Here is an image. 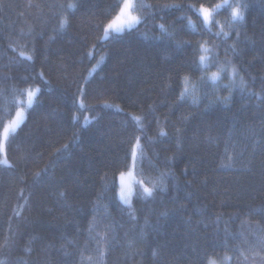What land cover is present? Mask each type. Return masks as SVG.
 <instances>
[{"label":"trees","instance_id":"trees-1","mask_svg":"<svg viewBox=\"0 0 264 264\" xmlns=\"http://www.w3.org/2000/svg\"><path fill=\"white\" fill-rule=\"evenodd\" d=\"M121 2L3 0L0 6V141L5 122L35 92L7 139L8 160L0 159V264H208L221 255L228 257L222 264H264V0H239L248 7L232 31L231 9L217 10L212 30L223 26L226 44L223 36L202 38L200 20L187 10L101 40ZM137 2L198 7L224 0ZM65 15L70 25L61 29ZM160 23L191 45L166 48L153 39ZM202 39L219 45L221 64L236 67L237 86L228 72L215 84L200 81L193 61ZM210 71L217 67L203 75ZM185 75L189 94L181 100ZM137 136L135 183L151 187L160 172L170 177L167 191L152 198H138L135 184L129 207L118 195L119 175L130 167ZM65 143L68 150L35 177ZM229 155L236 164L222 168Z\"/></svg>","mask_w":264,"mask_h":264},{"label":"snow or ice","instance_id":"snow-or-ice-1","mask_svg":"<svg viewBox=\"0 0 264 264\" xmlns=\"http://www.w3.org/2000/svg\"><path fill=\"white\" fill-rule=\"evenodd\" d=\"M3 0H0V6H2ZM63 7V6H61ZM68 8L75 9L77 5L69 4L67 5ZM116 8L119 9V13L116 16L115 20L112 21L107 25L106 28H104L105 32H108L110 29L113 28V25L117 20H121L123 18V27H117L115 29L116 34L123 35L126 34L125 30H127V34H131L135 31H138V26L141 24H146L149 19L155 20L159 18L160 20L164 19V15L170 14L176 11L185 12V10L189 12H193L197 18L200 20L201 26L203 31H201L199 34L203 38L204 32H207L210 36L213 37H224V40L222 43H227V38L229 33L224 32L223 26L220 27L219 31L213 32V27L218 24V21L215 19V15L218 14L217 10L222 8H228L231 9V20L228 22L229 31H232L237 24H240L245 19L244 10L248 7L247 4L237 2L235 4L230 3L229 0H224L223 4H216L214 6H205L203 3L199 4L197 7L194 3L184 4V3H170V4H155V5H136L132 2V0H124L123 4L117 3L115 5ZM138 8L143 11V16L133 15V12H136ZM151 9L152 11H149ZM163 13L164 15H161ZM178 19L184 20L188 19L189 25L192 23L191 19L187 18L186 16H181ZM70 25V20L68 17L62 16L58 21L59 28H64L66 26ZM154 27H158L160 31V36H154L153 39L156 40H162L164 42V45L166 48H170L173 45L177 49H181L182 47L186 45H191V41L187 40H178L177 34L175 30H169V26H166L165 23H160L159 25H154ZM174 29V25L170 26ZM237 36L239 33H236ZM261 43L264 44V33L261 34ZM219 45H212V47H208V41H197L196 48L194 49V54L198 55V61H193L194 64V70L201 71L202 75L200 77V81L204 84L207 83L208 80H211L213 84H215L220 79V73L221 72H228L229 78L231 80V86L235 87L237 86L234 80V77L237 75V69L234 65L231 64L230 61H226L224 64H221L218 60V52L214 51V49L218 48ZM228 47L233 51V53L236 52V46L235 45H228ZM23 56L24 54L21 53ZM26 59L32 60V56H27ZM210 67H217V72L211 73V76H205L203 75L204 72L207 71ZM41 79H43V72L38 74ZM190 82V77L188 75H185L183 77V83L184 88L183 91L180 93V99L183 100L187 94H189V89L187 87L188 83ZM45 84L48 83V81H44ZM242 90L246 88V84L241 78L240 84L238 85ZM196 85L193 84L192 91H195ZM36 92H39V89L35 90ZM78 92L80 93V96L83 97L86 95V93L83 91V89H78ZM28 97H29V103L31 104L32 97L35 95V92L32 90L28 91ZM225 101H227L228 97L223 98ZM76 101H74L75 103ZM80 107H84L83 100L81 99L79 101ZM24 118L22 111L16 112V118L9 122V125L5 126L3 129L4 133V139H8V133L10 128H15L16 125H18L21 120ZM177 132V147H180L179 140L181 136L183 135L180 129H176ZM161 136H166L167 133H165L163 130L160 132ZM72 139H77V134L73 132ZM151 139V138H149ZM209 140L212 138L209 137ZM140 147V137H136V145L132 147L131 150V156H132V164L135 167L137 164V148ZM69 148V144L65 143L61 145V147L54 150L53 153L50 154V160L48 164L45 165L43 169L36 172L34 174L35 177H39L42 172L46 173L50 167H52L55 164V160L62 155L65 151H67ZM6 162V161H5ZM139 164L141 168L144 164V158H141L139 161ZM236 164V160L231 155L226 157V162L221 163L222 168L226 169H232L233 166ZM262 168V184H261V191L264 192V161L261 162ZM149 167H155L151 161H149ZM193 171L195 172V165L193 166ZM124 172H120V190H119V198L121 202L125 205H128L131 207V198L133 196V191L131 188H125L124 186ZM170 173L166 172H160L159 177L155 181H150L151 187L145 186L144 181H138L140 191L136 193L137 197H145V198H152L154 197V194L157 192H165L167 191V184L166 181L169 179ZM207 179H205L204 183H207ZM190 183V182H189ZM61 196L64 195V193L60 194ZM191 195V193H189ZM264 210V209H262ZM156 255V253H153ZM208 264H216L215 260H208Z\"/></svg>","mask_w":264,"mask_h":264},{"label":"rangeland","instance_id":"rangeland-1","mask_svg":"<svg viewBox=\"0 0 264 264\" xmlns=\"http://www.w3.org/2000/svg\"><path fill=\"white\" fill-rule=\"evenodd\" d=\"M123 2H124V0H122L121 5L123 4ZM132 2L134 4H136V5L138 3L137 0H132ZM118 13H119V11H118ZM118 13L108 22V24L115 20V18L118 15ZM133 15H138V12L137 11L133 12ZM107 25H106V27H107ZM123 26H124L123 18H121V20H117L115 22V24L113 25L112 29H110L108 32L104 31V33L102 34L101 40H104V39L110 37L112 34L116 33L115 29L117 27H123ZM213 72H216V71H210V74L213 73ZM34 97H35V95L32 97L31 102H33ZM24 101L26 102L27 105L26 104H22V103H24ZM24 101H21L20 105L18 106V109L14 112L13 116L10 119H8L5 122V124H4L5 126L9 125V122L16 118V112L17 111H22L23 112L24 118L21 120V122L18 125L15 126V128H10L9 133H8V137H9V135L11 133L16 131V129L19 127V125L24 121V119L26 117V114H27V110L26 109L29 107L28 104L30 105L29 97L27 96ZM6 143H7V140L4 139V133L2 132V137H1V141H0V152H1L0 159H1V161H7L8 160L7 155H6ZM135 145H136V143L134 144V146ZM139 154H140V150H139V148H137L136 160H138ZM136 166H137V164H136ZM136 166L135 167L133 166L132 160H131L130 167L126 171H124V173H125V175H124V186H125V188H131L132 191H133V194H134V191H135V188H136L135 184H137V186L139 185L138 183H135L136 182V170H135ZM120 185H121V182H120V175H119L118 195H119ZM132 201H133V196L131 198V203H132ZM227 259H228L227 256L221 255L219 257L212 258L211 260H215L216 264H222V262L223 261H227Z\"/></svg>","mask_w":264,"mask_h":264}]
</instances>
